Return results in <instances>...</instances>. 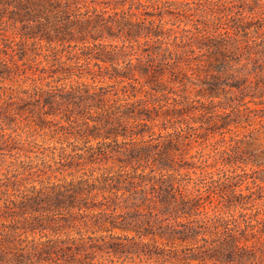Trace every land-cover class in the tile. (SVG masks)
Returning a JSON list of instances; mask_svg holds the SVG:
<instances>
[{
	"label": "trees",
	"instance_id": "1",
	"mask_svg": "<svg viewBox=\"0 0 264 264\" xmlns=\"http://www.w3.org/2000/svg\"><path fill=\"white\" fill-rule=\"evenodd\" d=\"M263 128L264 0H0V264H264Z\"/></svg>",
	"mask_w": 264,
	"mask_h": 264
},
{
	"label": "rangeland",
	"instance_id": "2",
	"mask_svg": "<svg viewBox=\"0 0 264 264\" xmlns=\"http://www.w3.org/2000/svg\"><path fill=\"white\" fill-rule=\"evenodd\" d=\"M252 148L255 149L256 151L260 152L262 157L264 158V128L260 132H258L257 138L252 143ZM205 150H206L207 154L213 153V151L210 147H207ZM252 168H256V167L249 166L248 170H251ZM33 236L38 237L39 234L31 233V237H33ZM133 263L134 264H147V262H144V261L142 262L140 260V258L137 256L134 258Z\"/></svg>",
	"mask_w": 264,
	"mask_h": 264
}]
</instances>
